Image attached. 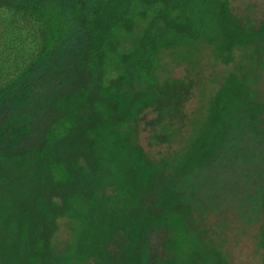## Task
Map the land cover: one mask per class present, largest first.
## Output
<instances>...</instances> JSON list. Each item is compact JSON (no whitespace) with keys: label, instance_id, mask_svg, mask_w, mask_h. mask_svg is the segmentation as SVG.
<instances>
[{"label":"trees","instance_id":"1","mask_svg":"<svg viewBox=\"0 0 264 264\" xmlns=\"http://www.w3.org/2000/svg\"><path fill=\"white\" fill-rule=\"evenodd\" d=\"M202 42L242 56L153 157L138 128L174 125L185 98L160 56ZM263 79L264 17L228 0H0V264H228L193 225L208 208L258 221L264 264Z\"/></svg>","mask_w":264,"mask_h":264},{"label":"rangeland","instance_id":"2","mask_svg":"<svg viewBox=\"0 0 264 264\" xmlns=\"http://www.w3.org/2000/svg\"><path fill=\"white\" fill-rule=\"evenodd\" d=\"M228 3L236 14L252 22L264 17V0H228ZM241 56L242 50L235 51L232 60L223 63L214 57L212 46L207 42L198 44L193 53H162L158 72L161 78L179 84L185 95L183 115L174 125L140 126L135 141L153 157L177 150L203 119L207 100L219 80L233 70ZM260 89L264 96V79ZM156 134L164 140L160 141ZM191 219L195 228L203 230L207 239L219 248L228 264H262L261 249L256 243L258 221L243 218L231 208L218 211L208 208L201 215L193 213ZM57 224L53 244L56 249H67L73 237V223L63 218Z\"/></svg>","mask_w":264,"mask_h":264}]
</instances>
